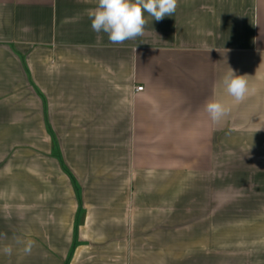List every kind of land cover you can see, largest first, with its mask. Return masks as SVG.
<instances>
[{
    "label": "crops",
    "instance_id": "obj_1",
    "mask_svg": "<svg viewBox=\"0 0 264 264\" xmlns=\"http://www.w3.org/2000/svg\"><path fill=\"white\" fill-rule=\"evenodd\" d=\"M97 6L0 0V264H264V0H178L122 44Z\"/></svg>",
    "mask_w": 264,
    "mask_h": 264
},
{
    "label": "clouds",
    "instance_id": "obj_2",
    "mask_svg": "<svg viewBox=\"0 0 264 264\" xmlns=\"http://www.w3.org/2000/svg\"><path fill=\"white\" fill-rule=\"evenodd\" d=\"M177 4L178 0H98V6L88 9L87 14L93 31H103L108 34L111 43L122 44L143 35L147 24L145 12L159 22L165 16H172ZM245 77L246 75H237L231 68L223 77L227 93L237 102L243 101L249 90ZM205 111L213 122H218L229 109L219 100L212 99L206 103ZM15 242L23 245L22 251L25 254H31L36 244L32 239L24 240L20 237H16ZM12 252V245L4 246L3 253L6 256H11Z\"/></svg>",
    "mask_w": 264,
    "mask_h": 264
},
{
    "label": "built area",
    "instance_id": "obj_3",
    "mask_svg": "<svg viewBox=\"0 0 264 264\" xmlns=\"http://www.w3.org/2000/svg\"><path fill=\"white\" fill-rule=\"evenodd\" d=\"M143 90V86H138L137 88H136V91H142Z\"/></svg>",
    "mask_w": 264,
    "mask_h": 264
}]
</instances>
